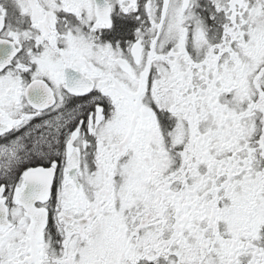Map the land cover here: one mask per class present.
<instances>
[{
    "label": "snow or ice",
    "instance_id": "6c2138e0",
    "mask_svg": "<svg viewBox=\"0 0 264 264\" xmlns=\"http://www.w3.org/2000/svg\"><path fill=\"white\" fill-rule=\"evenodd\" d=\"M0 264H264V0H0Z\"/></svg>",
    "mask_w": 264,
    "mask_h": 264
}]
</instances>
